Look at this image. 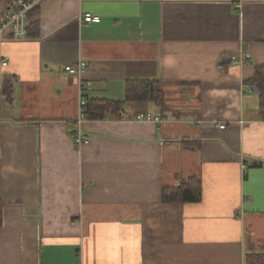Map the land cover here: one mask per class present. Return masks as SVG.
Masks as SVG:
<instances>
[{
    "label": "crops",
    "instance_id": "1",
    "mask_svg": "<svg viewBox=\"0 0 264 264\" xmlns=\"http://www.w3.org/2000/svg\"><path fill=\"white\" fill-rule=\"evenodd\" d=\"M29 22L0 43V264L264 255V119L245 83L264 64V0H46ZM80 62V77L65 71ZM80 80L88 102L123 101L131 80L162 95L89 114L77 145ZM192 176L198 201L162 199Z\"/></svg>",
    "mask_w": 264,
    "mask_h": 264
},
{
    "label": "trees",
    "instance_id": "2",
    "mask_svg": "<svg viewBox=\"0 0 264 264\" xmlns=\"http://www.w3.org/2000/svg\"><path fill=\"white\" fill-rule=\"evenodd\" d=\"M36 8V7H35ZM34 8V9H35ZM33 9V10H34ZM32 10V11H33ZM29 14V17L32 13ZM33 25L29 22L27 25V33L29 26ZM246 85L252 89H256L258 99V111L264 119V64L255 67L252 78L247 80ZM162 91L160 82L147 80H131L125 84V95L123 101L98 100L90 101L87 104V115L94 113L95 116H103L112 110H118L125 102L131 101H153L155 104L160 103ZM200 198V182L196 177L187 178L180 184L172 188H164L162 190V199L171 202H194ZM3 205L0 202V225L1 213ZM248 264H264V255H253L248 257Z\"/></svg>",
    "mask_w": 264,
    "mask_h": 264
},
{
    "label": "built area",
    "instance_id": "3",
    "mask_svg": "<svg viewBox=\"0 0 264 264\" xmlns=\"http://www.w3.org/2000/svg\"><path fill=\"white\" fill-rule=\"evenodd\" d=\"M46 0H14L7 5L6 13L0 17V43L6 38L14 40L23 39L27 36V25L30 12ZM98 17L86 13L82 16L81 21L90 22ZM0 64L6 66L9 64L8 58L2 55L0 51ZM88 64L80 62L76 65L64 66L65 71L73 76L80 77L87 70ZM79 97L77 101V116L73 121V130L70 131V139L77 145L87 144L89 135L83 132V123L87 119V97L84 92L91 90L94 87L92 80H80L79 82ZM137 120L143 121H159V117L151 113H139L136 116ZM224 124L220 128H224Z\"/></svg>",
    "mask_w": 264,
    "mask_h": 264
},
{
    "label": "water",
    "instance_id": "4",
    "mask_svg": "<svg viewBox=\"0 0 264 264\" xmlns=\"http://www.w3.org/2000/svg\"><path fill=\"white\" fill-rule=\"evenodd\" d=\"M254 90V92L256 93V89H253Z\"/></svg>",
    "mask_w": 264,
    "mask_h": 264
}]
</instances>
